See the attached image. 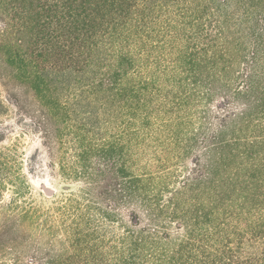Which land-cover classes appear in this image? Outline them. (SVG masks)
<instances>
[{
	"label": "trees",
	"instance_id": "16d2710c",
	"mask_svg": "<svg viewBox=\"0 0 264 264\" xmlns=\"http://www.w3.org/2000/svg\"><path fill=\"white\" fill-rule=\"evenodd\" d=\"M0 84L75 185L0 149V264H264V0H0Z\"/></svg>",
	"mask_w": 264,
	"mask_h": 264
},
{
	"label": "rangeland",
	"instance_id": "374dc122",
	"mask_svg": "<svg viewBox=\"0 0 264 264\" xmlns=\"http://www.w3.org/2000/svg\"><path fill=\"white\" fill-rule=\"evenodd\" d=\"M9 93L0 84V149H15L17 166L14 170L25 176L29 197L37 204L48 205L54 199L52 190L58 191L61 197L75 185L51 181V166L44 154L40 130L28 112L22 113L16 107ZM12 195V190L4 191L3 201L7 202Z\"/></svg>",
	"mask_w": 264,
	"mask_h": 264
}]
</instances>
